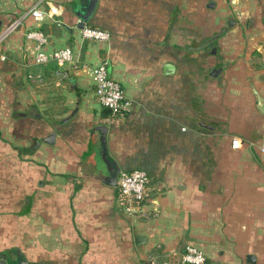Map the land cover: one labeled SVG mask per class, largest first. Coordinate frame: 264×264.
Listing matches in <instances>:
<instances>
[{"label":"crops","instance_id":"crops-1","mask_svg":"<svg viewBox=\"0 0 264 264\" xmlns=\"http://www.w3.org/2000/svg\"><path fill=\"white\" fill-rule=\"evenodd\" d=\"M88 1L0 0V31L24 15L0 42V264H181L186 244L205 264H264V0H95L84 20ZM81 21L110 38L83 39ZM29 28L72 47L60 83ZM103 60L123 115L95 96ZM133 168L150 179L132 217L115 180Z\"/></svg>","mask_w":264,"mask_h":264},{"label":"built area","instance_id":"built-area-1","mask_svg":"<svg viewBox=\"0 0 264 264\" xmlns=\"http://www.w3.org/2000/svg\"><path fill=\"white\" fill-rule=\"evenodd\" d=\"M29 12L34 19H43L46 15V12L36 5ZM23 18L24 15H21L0 31V42L22 23ZM79 32L83 39L107 41L110 38L108 29L87 23L79 27ZM25 37L31 42L34 63L38 65L53 64L55 66L53 73L59 75L57 83L67 77L68 72L63 65L70 63L73 59L74 53L70 45L47 48L49 35L40 28L27 29ZM0 58L4 59L5 55L0 54ZM26 75L33 80H43L42 71H28ZM91 76L94 83L95 96L101 105L117 115H123L131 109L132 102L127 97L122 84L119 80L109 75L107 61L103 60L94 64L91 68ZM231 144L233 147H238L240 139L234 136L231 139ZM262 150L264 151V146H262ZM149 179V175L144 169L119 170L116 178L117 201L124 213L133 217L144 212V202L149 194ZM205 260V254L200 247L194 244H186L180 253L179 262L181 264H205ZM148 264L172 263L169 259L156 260L152 258Z\"/></svg>","mask_w":264,"mask_h":264},{"label":"water","instance_id":"water-1","mask_svg":"<svg viewBox=\"0 0 264 264\" xmlns=\"http://www.w3.org/2000/svg\"><path fill=\"white\" fill-rule=\"evenodd\" d=\"M95 0H89L87 5L84 7V9L78 8L76 9L75 13L80 15L83 19L87 18V16L90 14L93 4ZM84 21L80 22V27L84 24ZM212 40V37L208 38L206 41H204L200 46H204L207 43H209ZM172 64L168 63L166 64V67H171ZM254 92L256 94V100H257V107L259 108L260 111L264 112V96L261 95L256 89H254ZM116 181V180H115ZM141 235H138L135 240L138 242L139 239H141ZM252 255H248V259L251 258Z\"/></svg>","mask_w":264,"mask_h":264},{"label":"rangeland","instance_id":"rangeland-1","mask_svg":"<svg viewBox=\"0 0 264 264\" xmlns=\"http://www.w3.org/2000/svg\"><path fill=\"white\" fill-rule=\"evenodd\" d=\"M86 19H87V18H85L84 20H86ZM60 102H61V99L58 100V103H60Z\"/></svg>","mask_w":264,"mask_h":264}]
</instances>
